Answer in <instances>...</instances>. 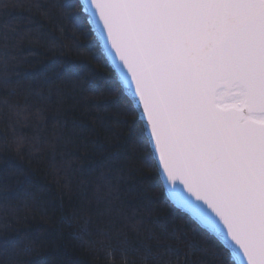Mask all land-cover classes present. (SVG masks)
Wrapping results in <instances>:
<instances>
[{
	"label": "trees",
	"instance_id": "16d2710c",
	"mask_svg": "<svg viewBox=\"0 0 264 264\" xmlns=\"http://www.w3.org/2000/svg\"><path fill=\"white\" fill-rule=\"evenodd\" d=\"M0 264H235L167 199L79 0H0Z\"/></svg>",
	"mask_w": 264,
	"mask_h": 264
},
{
	"label": "water",
	"instance_id": "95a60500",
	"mask_svg": "<svg viewBox=\"0 0 264 264\" xmlns=\"http://www.w3.org/2000/svg\"><path fill=\"white\" fill-rule=\"evenodd\" d=\"M164 193L264 264V0H79Z\"/></svg>",
	"mask_w": 264,
	"mask_h": 264
}]
</instances>
